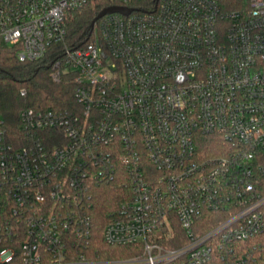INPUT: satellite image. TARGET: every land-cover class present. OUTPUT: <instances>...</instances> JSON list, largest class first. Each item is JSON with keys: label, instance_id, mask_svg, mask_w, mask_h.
Here are the masks:
<instances>
[{"label": "built area", "instance_id": "2783aa9c", "mask_svg": "<svg viewBox=\"0 0 264 264\" xmlns=\"http://www.w3.org/2000/svg\"><path fill=\"white\" fill-rule=\"evenodd\" d=\"M115 1L70 38L94 0H0V40L50 55L75 100L20 109L13 142L0 118V264H264V0ZM113 178L130 191L101 235L125 257L91 241Z\"/></svg>", "mask_w": 264, "mask_h": 264}, {"label": "trees", "instance_id": "16d2710c", "mask_svg": "<svg viewBox=\"0 0 264 264\" xmlns=\"http://www.w3.org/2000/svg\"><path fill=\"white\" fill-rule=\"evenodd\" d=\"M218 1L223 9L238 5L237 0ZM112 2L116 1L94 0L93 3L78 11L69 22V37L73 38L84 33L99 9ZM49 61L50 55L34 62L19 61L15 48L0 40V118L10 142H13L12 139L15 136L22 135L18 115L20 109L24 107L62 109L75 105L73 75L64 73L58 80H54L50 75ZM22 89L25 91L24 94L20 93ZM201 144L202 146L198 149L206 154L216 153L224 145L223 141L215 135H207ZM15 145L19 144L15 143ZM129 191L127 182L123 185L118 183L116 178L93 188L95 204L90 212L93 223L91 241L95 247L106 249L104 255L108 257H125L135 253L130 246L105 245L101 235L104 223L113 215L122 195H128ZM176 230H179L178 225ZM182 241L183 239L180 238L169 245L178 246Z\"/></svg>", "mask_w": 264, "mask_h": 264}, {"label": "water", "instance_id": "95a60500", "mask_svg": "<svg viewBox=\"0 0 264 264\" xmlns=\"http://www.w3.org/2000/svg\"><path fill=\"white\" fill-rule=\"evenodd\" d=\"M121 12L124 14H127L130 12V9L127 7H123V6H116V5H110L107 7H104L103 9H101L91 20L90 22V26L92 27L94 22L100 18L102 15L106 14V13H110V12Z\"/></svg>", "mask_w": 264, "mask_h": 264}]
</instances>
